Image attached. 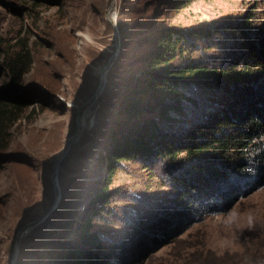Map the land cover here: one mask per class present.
Listing matches in <instances>:
<instances>
[{"label":"trees","instance_id":"1","mask_svg":"<svg viewBox=\"0 0 264 264\" xmlns=\"http://www.w3.org/2000/svg\"><path fill=\"white\" fill-rule=\"evenodd\" d=\"M133 1L121 0L119 17H124L125 9L130 11L126 17L137 14L127 28L134 26L132 30L139 29L142 35L131 37L132 30L127 29L123 45L142 49L130 63L138 71H124L127 51H122L109 67L103 92L86 108L88 117L95 115L103 128L102 137H92L91 142L102 139L94 145L93 156L97 171L107 172L105 185L97 192L93 185L85 191L88 203L69 213L71 218L81 216L74 227L68 229L72 220L63 226L56 222V216L68 217L73 194L83 186L71 178L72 160L92 151L75 146L58 171L62 199L45 222L39 219L33 225L30 239H23L18 264H147L151 259L152 264L158 260L154 256L184 235L181 232L193 220L229 213L264 188V18L253 8L241 16L227 14L220 22L184 25L171 23L170 12H180L197 0H152L146 10ZM145 16L150 17L148 24L142 23ZM231 33L236 37L232 39ZM33 62L26 43L17 49L0 48V80L6 79L0 85V150L10 145L11 130L26 109L38 103L35 95L23 90ZM110 106L118 112L116 120ZM76 129L73 119L70 133ZM134 161L144 165L170 195L153 212L138 215L141 222L134 220L145 233H113L106 243L102 233L92 231V219L104 216L110 206L109 188L119 165ZM82 172H88V178L95 174L90 169ZM52 173L49 165L44 187L49 201L57 192ZM36 219L29 216L22 225ZM57 231L70 237L60 244L47 241L51 251L58 252L42 257L37 249L48 239L46 233ZM244 238V253L212 252L198 256L197 264H264V227ZM8 252L12 258V246Z\"/></svg>","mask_w":264,"mask_h":264},{"label":"rangeland","instance_id":"2","mask_svg":"<svg viewBox=\"0 0 264 264\" xmlns=\"http://www.w3.org/2000/svg\"><path fill=\"white\" fill-rule=\"evenodd\" d=\"M151 1L134 0L132 5L142 3L146 10ZM114 3L116 10L112 12V0H0V48L17 49L21 44L28 45L34 62L24 77L23 90L24 94L31 93L38 98V103L26 109L22 119L12 128L8 148L0 150V264H18L23 239L29 238L35 228L23 226V221L36 216L35 223L39 219L40 223L45 222L54 210L45 217L50 203L44 189L49 165L53 166L51 178L57 190L54 200L61 201L62 191L58 192L60 166L54 167L59 156H62L58 162L61 165L75 146L82 152L87 148L92 150L75 155L71 162V168L75 170L71 178H77L83 186L81 192L73 194L75 200L68 217H55L58 224L63 226L62 223L72 220L68 229L74 227L81 216L71 218L69 213L81 211L88 203L85 191L93 185L97 192L105 185L107 172L97 171L93 156L97 152L94 145L102 139L91 142L92 137H102L103 128L95 115H83L87 106L86 82L90 75L108 72L112 61L119 59L122 51H127V56H123V64L127 62L124 71H138V66L130 63L142 50L123 45V32L133 29L134 26L127 28V24L137 14L126 17L130 11L125 9L124 17H119L121 0H114ZM253 8L258 17L264 18V0H197L180 12L171 11L169 19L171 23L181 21L184 25L207 24L220 22L227 14L241 16ZM155 9V6L150 8L147 16ZM147 16L142 23L147 21L148 24L150 17ZM140 31L132 30L131 37H141ZM230 35H233L232 39L236 37L234 33ZM5 81L2 78L0 85ZM115 110L109 107L113 120L118 116ZM77 113L79 131L71 135L70 127ZM86 130H90L92 136L82 139ZM84 169L93 170L95 174L88 178V172H82ZM109 190L108 199L113 198L104 214L114 215L92 219V231L102 233L106 243L110 242L113 233H145L141 224H133L134 220L141 222L138 215L153 212L158 203L170 195L168 188L162 187L158 180H152L148 170L138 161L122 162ZM51 226L48 223L47 229ZM257 227H264V188L238 202L229 213L193 220L181 232L184 235L154 256L158 260L152 264H197L198 256L202 258L212 252L237 250L244 253V235L255 233ZM109 230L112 233H106ZM65 233H46L48 239L37 249L39 254L55 256L58 251H51L47 241L65 243L70 237ZM151 236H155V240L161 237L154 233ZM11 246L12 258L8 252Z\"/></svg>","mask_w":264,"mask_h":264},{"label":"water","instance_id":"3","mask_svg":"<svg viewBox=\"0 0 264 264\" xmlns=\"http://www.w3.org/2000/svg\"><path fill=\"white\" fill-rule=\"evenodd\" d=\"M115 10H116V5L114 3V0H112V5L110 7V11L113 12ZM106 72H107V70H106ZM106 72L91 75L90 80L89 79L87 80V82H86V86H87L86 87V100H85V102H87V106L83 110V115H86V112L88 110L86 108L88 107V105L92 101L96 100L98 98V96L103 92L105 85H106V74H107ZM96 77H98V79H96ZM78 114L79 113H77V116L74 119L76 121V124H77V129L74 133H70L71 135L75 134L77 131H79ZM82 120H83V117H82ZM61 159H62V156L61 157L59 156L57 161L54 164L55 168L58 167V165L60 166V164L58 162L61 161ZM54 174H56V171L54 172ZM52 177H53V175H52ZM57 200H58V198L55 200L49 201L50 202L49 207L44 214L45 217L47 214H49L51 212V210L55 209L54 207H56V205L59 204V202H58L59 200L58 201ZM33 223H35V221H31V222L27 223L26 226H28V225L33 226L34 225Z\"/></svg>","mask_w":264,"mask_h":264}]
</instances>
